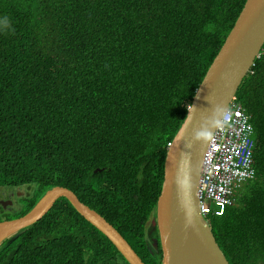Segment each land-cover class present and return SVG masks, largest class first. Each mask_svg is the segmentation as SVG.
I'll return each instance as SVG.
<instances>
[{
	"label": "trees",
	"instance_id": "trees-1",
	"mask_svg": "<svg viewBox=\"0 0 264 264\" xmlns=\"http://www.w3.org/2000/svg\"><path fill=\"white\" fill-rule=\"evenodd\" d=\"M244 2L0 0V185L32 186L0 219L66 186L160 264L147 227L167 144ZM236 99L255 128L254 179L209 222L230 264H264V43ZM0 264L130 263L60 197L3 241Z\"/></svg>",
	"mask_w": 264,
	"mask_h": 264
},
{
	"label": "water",
	"instance_id": "water-1",
	"mask_svg": "<svg viewBox=\"0 0 264 264\" xmlns=\"http://www.w3.org/2000/svg\"><path fill=\"white\" fill-rule=\"evenodd\" d=\"M263 43L264 0H246L199 83L185 119L167 145L154 219L158 238L153 242L162 250L160 264H230L211 223L200 211L202 160L223 111L260 55ZM60 197H66L130 264H146L113 224L61 185L47 189L25 214L1 220L0 244L42 218ZM6 204L3 202L4 207Z\"/></svg>",
	"mask_w": 264,
	"mask_h": 264
},
{
	"label": "built area",
	"instance_id": "built-area-1",
	"mask_svg": "<svg viewBox=\"0 0 264 264\" xmlns=\"http://www.w3.org/2000/svg\"><path fill=\"white\" fill-rule=\"evenodd\" d=\"M254 132L251 115L234 97L223 111L203 155L199 193L203 215L228 202L234 189L253 177Z\"/></svg>",
	"mask_w": 264,
	"mask_h": 264
},
{
	"label": "clouds",
	"instance_id": "clouds-1",
	"mask_svg": "<svg viewBox=\"0 0 264 264\" xmlns=\"http://www.w3.org/2000/svg\"><path fill=\"white\" fill-rule=\"evenodd\" d=\"M246 1V0H245ZM245 3V2H244ZM244 6V5H243ZM243 8V7H242ZM242 10V9H241ZM240 10V11H241ZM240 13V12H239ZM239 15V14H238ZM238 17V16H237ZM202 81V80H201ZM198 87V86H197ZM197 89V88H196ZM195 92H196V90H195ZM195 94V93H194ZM193 97H194V95H193ZM193 97H192V99H193ZM235 97H236V94H235ZM192 99H191V102H192ZM233 99V98H232ZM191 105V103L187 106V110H188V108H189V106ZM247 112V111H246ZM253 124V123H252ZM255 129V128H254ZM255 133V132H254ZM171 142V141H170ZM169 142V143H170ZM168 143V144H169ZM167 144V145H168ZM167 152V151H166ZM253 162H254V160L252 159V167L254 168V166H253ZM97 171H99V170H101V168H97L96 169ZM251 179H254V175H253V177H251V178H249V179H247V180H244V181H242L241 182V184L239 185V186H237L235 189H234V192H233V194H231L230 196H229V198H228V202H226L225 204H223V205H217L216 207H214L213 208V212H211V213H209V214H207V215H203L204 217H205V219H207V220H209V215H215V216H219V215H222L224 212H225V210H226V208L228 207V206H232V205H235L236 203H237V199H238V196H239V194H240V192H241V190L243 189V187L246 185V183H248ZM22 185H26V184H22ZM22 185H19V187H22ZM4 187V188H6V187H10V185L9 184H1L0 185V187ZM62 186V185H61ZM53 187V186H52ZM66 187V186H65ZM70 189V188H69ZM73 191V190H72ZM46 192V191H45ZM44 192V193H45ZM74 192V191H73ZM75 193V192H74ZM76 194V193H75ZM77 195V194H76ZM78 197V196H77ZM17 198H19V196L17 197ZM79 198V197H78ZM40 199V198H39ZM38 199V200H39ZM37 200V201H38ZM80 200V199H79ZM17 201H18V199H17ZM36 201V202H37ZM81 201V200H80ZM3 200H0V204H1V206H2V210H4V211H13V212H15L17 209H15L14 207H15V205L13 206V205H11V207L9 208V209H7V207L8 206H10L7 202V204H6V206L4 207L3 206ZM71 203V202H70ZM84 203V202H83ZM18 204H19V206H20V202L18 201ZM36 204V203H35ZM34 204V205H35ZM72 204V203H71ZM33 205V206H34ZM32 206V207H33ZM73 206V205H72ZM89 206V205H88ZM31 207V208H32ZM74 207V206H73ZM90 207V206H89ZM30 208V209H31ZM75 208V207H74ZM29 209V210H30ZM51 209V208H50ZM49 209V210H50ZM76 209V208H75ZM93 209V208H92ZM28 210V211H29ZM48 210V211H49ZM95 210V209H94ZM27 211V212H28ZM78 212V211H77ZM79 213V212H78ZM99 213V212H98ZM80 214V213H79ZM0 215H2V213L0 214ZM81 215V214H80ZM21 216V215H20ZM83 216V215H82ZM84 217V216H83ZM155 217V216H154ZM154 217H153V222H154ZM85 218V217H84ZM3 219H8V218H2V219H0V221L1 220H3ZM41 219V218H40ZM86 219V218H85ZM87 220V219H86ZM90 222V221H89ZM91 223V222H90ZM92 224V223H91ZM154 225H155V223H154ZM20 231V230H19ZM19 231H17L16 233H18ZM16 233H13L12 235H14V234H16ZM121 233V232H120ZM12 235H10V236H12ZM10 236H8L7 238H9ZM6 238V239H7ZM154 238H158V237H153L152 239H154ZM5 239V240H6ZM256 241H257V245H256V250L255 251H258V250H260V248H262V250H263V246H264V238L262 237V236H260L259 238L257 237L256 239H255ZM4 241V240H3ZM3 241L1 242V244L3 243ZM0 244V245H1ZM113 244V243H112ZM153 245L154 246H156L154 243H153ZM225 252V251H224ZM226 253V252H225ZM229 259V258H228ZM230 261V260H229ZM258 261H262V260H258Z\"/></svg>",
	"mask_w": 264,
	"mask_h": 264
},
{
	"label": "rangeland",
	"instance_id": "rangeland-1",
	"mask_svg": "<svg viewBox=\"0 0 264 264\" xmlns=\"http://www.w3.org/2000/svg\"><path fill=\"white\" fill-rule=\"evenodd\" d=\"M6 190V188H4L3 186L2 187H0V200H5L6 198H7V196H6V194H5V191ZM19 190L21 191V193H20V196H22V195H25V194H28V193H31V190H32V186H29V185H22V187H20L19 188ZM18 199V198H17ZM17 204L15 205V209H18L20 206H19V204H18V202H16ZM4 212V210H2V206H1V204H0V214L1 213H3ZM155 215V214H154ZM154 219H155V217H154ZM151 222V223H150ZM149 226L147 227V229L149 228V227H151V226H154V222H153V218H152V220H150L149 221ZM155 234L157 235V230H155ZM152 238H153V236H152Z\"/></svg>",
	"mask_w": 264,
	"mask_h": 264
},
{
	"label": "flooded vegetation",
	"instance_id": "flooded-vegetation-1",
	"mask_svg": "<svg viewBox=\"0 0 264 264\" xmlns=\"http://www.w3.org/2000/svg\"><path fill=\"white\" fill-rule=\"evenodd\" d=\"M19 186L17 185H10V187H6V196L7 198L5 200H3L4 202H7L10 206L7 207V209H9L11 207V205H16L18 202L17 201V197L20 196L21 191L19 190Z\"/></svg>",
	"mask_w": 264,
	"mask_h": 264
}]
</instances>
